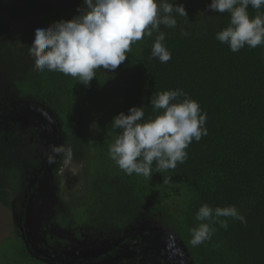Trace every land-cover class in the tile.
Wrapping results in <instances>:
<instances>
[{
	"label": "trees",
	"instance_id": "16d2710c",
	"mask_svg": "<svg viewBox=\"0 0 264 264\" xmlns=\"http://www.w3.org/2000/svg\"><path fill=\"white\" fill-rule=\"evenodd\" d=\"M178 3L188 18L177 16L176 29H162L170 61L152 58L154 33L132 44L114 73L98 69L85 87L62 73L36 70L28 48L36 29L71 20L84 0H0V204L19 213L17 235L0 244V264H52L38 249L60 253L68 246L48 235L35 247L22 220L29 210L44 227L70 231L93 248L114 244L84 264H165L141 257L104 261L123 245L133 246L130 235L141 226L168 235L162 237L182 250L188 264H264V45L233 53L216 39L230 25V14L209 11L211 0ZM257 14L250 6V17ZM28 18L37 25L23 36ZM176 89L207 113L208 134L193 141L188 159L175 169L158 173L154 163L150 177L127 175L109 157L117 136L113 118L144 107V119H154L153 94ZM61 144L72 148L71 157L61 154L49 164L50 146ZM68 159L80 170L65 199ZM44 183L49 202L37 197ZM205 203L213 209L235 205L245 222L220 217L228 227L211 224V238L193 246L192 229L201 223L196 215ZM35 205L42 206L40 213Z\"/></svg>",
	"mask_w": 264,
	"mask_h": 264
},
{
	"label": "clouds",
	"instance_id": "9594fccd",
	"mask_svg": "<svg viewBox=\"0 0 264 264\" xmlns=\"http://www.w3.org/2000/svg\"><path fill=\"white\" fill-rule=\"evenodd\" d=\"M250 6L258 13L254 18L249 15ZM262 8L264 0H211L209 11L230 14V25L218 32L216 39L233 53L245 46L254 49L264 45ZM78 12L71 20L36 29L28 48L36 70L62 73L78 79L85 87L96 78L98 69L114 73L128 59L126 53L131 45L154 33L152 58L161 63L170 61L172 54L163 43L167 34L162 29H176L177 16L188 18L185 6L178 0H84ZM180 33L188 35L183 29ZM150 105L159 113L154 119H144V107H132L111 123L117 136L109 146V157L129 176L150 177L154 163L158 173L175 169L188 159L186 150L193 141L199 142L208 134L207 113L183 90L155 93ZM61 154L71 157L72 148L51 145L48 163H55ZM220 217L245 222L235 205L213 209L205 203L196 215L201 223L192 229L191 244L199 246L210 239L215 230L211 224L227 228V220Z\"/></svg>",
	"mask_w": 264,
	"mask_h": 264
},
{
	"label": "flooded vegetation",
	"instance_id": "af4514ba",
	"mask_svg": "<svg viewBox=\"0 0 264 264\" xmlns=\"http://www.w3.org/2000/svg\"><path fill=\"white\" fill-rule=\"evenodd\" d=\"M44 192L46 193H44L42 197L40 195H37V197L49 198L48 191L45 190ZM23 214L24 213L22 212L21 217ZM27 214H29V216L26 218L23 217L22 220L26 221L29 238L34 243L35 247H37L40 242H46L48 235L56 236L65 242H69L68 246L65 247V250H61L60 253L38 249V253L48 257L47 261H52L54 264H57V261H59V264H84L85 262L98 257L100 254H107L109 250L113 249L114 244L108 245L103 242L100 243L103 244V247H101V245H95L97 248H93L91 245H89V243L81 241L79 238L74 236V234L70 233V231L60 228H48L42 226V228L37 230L35 229L36 227L34 224L31 222L32 219L30 216L34 217V220H36V217L39 216L34 212L32 213L31 210L27 211L26 215ZM148 229L149 228H141L140 230L137 229V231L130 235V238L134 241L133 246L130 243L123 245L120 249H117L116 254L109 255V257L104 259V261L107 263H112L116 262L118 259L121 260L124 257H141L142 259L160 258L161 262L165 260V264H188V260H186L182 250L179 247L171 246L173 247L171 248L169 246H164L165 244L168 245L167 241L162 238L164 233L159 235L154 231L148 232ZM167 238L168 237H166V239ZM35 247H33V249H35ZM99 248H101V250L96 251ZM156 249H160L161 253L157 254L155 252ZM174 251H176V254L173 253ZM89 252H92L90 256H84L85 253Z\"/></svg>",
	"mask_w": 264,
	"mask_h": 264
},
{
	"label": "rangeland",
	"instance_id": "374dc122",
	"mask_svg": "<svg viewBox=\"0 0 264 264\" xmlns=\"http://www.w3.org/2000/svg\"><path fill=\"white\" fill-rule=\"evenodd\" d=\"M44 4H52L54 2L57 1H63V0H42ZM41 21V18H39V22ZM37 19L34 18H28L27 22H25L22 27L20 28V34L25 36L26 34H32L34 32V28L37 25ZM37 118V116H36ZM27 121V120H26ZM80 170V166L77 164H74L70 159L66 160V164L65 167L63 169V181H62V195L65 199H68V194L73 193L76 189L75 187V182L73 183L74 180V175H77L79 173ZM47 181L49 182V179H47ZM73 183V184H72ZM43 186L41 187V194L40 196L42 197V195L45 193L44 191L47 189L48 190V195L50 196V187L49 185L46 186V184H42ZM39 198L38 200H43L45 202H49L50 198ZM39 208H37V206L35 207V209H33V211H38L40 213L42 206H39ZM38 209V210H37ZM37 214V213H36ZM19 213H17L15 210H9L7 208H5L4 206H2L0 204V244L5 241L6 239H8L9 237H14L17 235V231H16V225H18V216ZM32 219V223L36 226L37 230H39L40 228H42V226H44L43 223H41L42 221H40V216L36 217L37 219L34 220L32 216H30ZM40 222V224H39ZM31 223V224H32ZM39 224V225H38ZM143 228L142 226L139 227V230ZM163 238V237H162ZM164 246H174L171 242H169V244H165ZM173 248V247H171ZM97 251V250H96ZM95 252V251H94ZM157 254L161 253L160 249H156L155 251ZM92 252L89 253H85L84 256H90ZM174 254H176V251L173 252Z\"/></svg>",
	"mask_w": 264,
	"mask_h": 264
},
{
	"label": "water",
	"instance_id": "95a60500",
	"mask_svg": "<svg viewBox=\"0 0 264 264\" xmlns=\"http://www.w3.org/2000/svg\"><path fill=\"white\" fill-rule=\"evenodd\" d=\"M52 127H53V129H54V126H52ZM49 129H50V128H49ZM163 237H168V235H165V234H164ZM49 262L52 263V264L54 263V262H52V261H49Z\"/></svg>",
	"mask_w": 264,
	"mask_h": 264
},
{
	"label": "bare ground",
	"instance_id": "6f19581e",
	"mask_svg": "<svg viewBox=\"0 0 264 264\" xmlns=\"http://www.w3.org/2000/svg\"><path fill=\"white\" fill-rule=\"evenodd\" d=\"M197 46V45H196ZM261 175V174H260Z\"/></svg>",
	"mask_w": 264,
	"mask_h": 264
}]
</instances>
